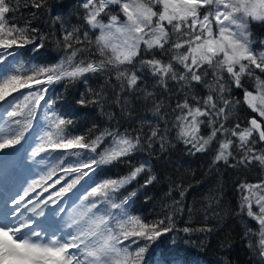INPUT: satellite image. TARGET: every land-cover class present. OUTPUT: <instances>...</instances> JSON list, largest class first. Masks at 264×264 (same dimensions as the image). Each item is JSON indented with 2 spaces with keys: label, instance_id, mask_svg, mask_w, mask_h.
Returning <instances> with one entry per match:
<instances>
[{
  "label": "snow or ice",
  "instance_id": "obj_1",
  "mask_svg": "<svg viewBox=\"0 0 264 264\" xmlns=\"http://www.w3.org/2000/svg\"><path fill=\"white\" fill-rule=\"evenodd\" d=\"M254 25L264 26V0H0V159L30 149L26 171L36 176L0 185V264H189L181 251L191 249L172 234L207 238L229 215L258 226H246L242 238L264 264V179L237 184L234 213L222 207V186L188 207L194 185L175 181L168 195L179 199L161 217L129 211L161 181L151 157L133 163L157 144L163 151L175 140L194 154L216 142L213 165L231 158L232 167L264 166V35ZM46 58L56 62H36ZM62 81L85 85L81 108L136 127L93 123L77 133L75 113L49 95ZM239 110L248 118L226 127ZM112 169L127 171L108 175ZM185 211L201 225L178 229Z\"/></svg>",
  "mask_w": 264,
  "mask_h": 264
},
{
  "label": "trees",
  "instance_id": "obj_2",
  "mask_svg": "<svg viewBox=\"0 0 264 264\" xmlns=\"http://www.w3.org/2000/svg\"><path fill=\"white\" fill-rule=\"evenodd\" d=\"M67 11L68 9H65V12ZM20 14H23L25 17L28 15L27 11L23 8L21 9V13H18V15ZM53 15H55V13H53ZM75 22V18H73V23ZM45 30L47 29L45 28ZM253 31L258 35H264V26L254 25ZM47 51L56 59H59V55L54 51L51 41L47 42ZM56 59L46 58L45 60H37L36 62L50 64L55 63ZM97 83L98 81L96 80L89 81V84L93 87H95ZM247 86L248 85H246V87ZM49 87L50 96L60 97L58 105H62L65 109L75 113V115L70 118L74 120L77 133L86 132L92 127L93 123L97 124L100 129L105 127L115 128L119 123L120 131H124L125 129L131 130L136 127V122L126 117H121L119 114H117L115 120L109 122L94 106L90 108H81V106L77 104V101L80 99L81 93L86 91L83 83L62 81ZM198 91L203 95L202 90ZM234 95L240 98L242 93L237 90ZM106 111H116L119 113L118 109H106ZM249 114L250 112L248 110H239L233 113L232 122L228 123L226 127H232V124L235 123L237 119L244 121L248 118ZM202 134L206 136L208 130H203ZM25 147H27V145H25ZM217 147L218 144L213 142L211 148L207 152L189 154L188 146L184 145L182 142L172 140V145H166V150L162 151L157 144L155 146V152L146 150L145 152L139 153L133 160V163H136L140 159L151 157L155 171L161 176V181L149 186L146 190L147 194L152 197L150 201L146 202L144 194L138 193L129 211L133 215H140L148 221L161 217L164 214L162 211L163 206L165 204L171 205L173 200L179 199V194L176 191L171 192L170 196L168 195L169 183L170 181H175L176 183H182L185 187L190 184L194 185L185 197V204L188 207H191L193 204L198 205L201 197L209 188L222 186V207H224L227 212L234 213L239 202V193L236 188L237 184L241 182L256 183L264 179V166L253 163L248 166L237 165L236 167H232L230 165L233 164L234 161H232L231 158L228 164L220 161L213 165L212 161ZM260 147H264V145ZM29 152L19 149L18 146L17 152L14 155L0 161V166H5V169L12 170L16 177L23 178L27 176L29 179L36 178L35 175H31L26 171V166L33 164V161L27 158ZM42 167L43 166H34L32 172L37 173ZM126 171L127 169H112L108 172V175H113L117 172L123 175ZM102 178L103 175L98 177V179ZM143 179L144 178L141 177L138 179V182H133V184L129 186L128 191L137 188L138 184L143 183ZM200 225L201 222L195 217L189 219L187 211H185L182 217L177 218L176 226L178 229H182L185 226L197 228ZM246 226L252 227L253 229L258 228L254 221H243L236 216L229 215L223 222L220 231L210 237L206 238L200 233H192L189 239L188 234H184L182 231L173 233L172 236L177 238V242L181 249L186 247L191 249L188 253L181 251V256L184 257L186 255L189 264H223L224 258H227L230 264H257L259 257L253 255V253L248 250L246 247L247 241L242 238ZM170 239V237L162 238L160 248H165L170 243ZM253 242L255 243V241ZM154 259L159 261V251ZM149 264H152V261H149Z\"/></svg>",
  "mask_w": 264,
  "mask_h": 264
},
{
  "label": "rangeland",
  "instance_id": "obj_3",
  "mask_svg": "<svg viewBox=\"0 0 264 264\" xmlns=\"http://www.w3.org/2000/svg\"><path fill=\"white\" fill-rule=\"evenodd\" d=\"M4 167L5 166H0V185L4 183L11 184L20 179L19 177L13 176L11 170H7Z\"/></svg>",
  "mask_w": 264,
  "mask_h": 264
}]
</instances>
